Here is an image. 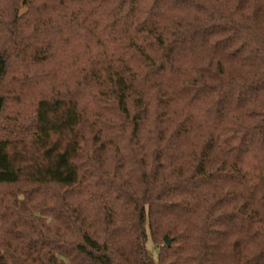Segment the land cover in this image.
I'll return each instance as SVG.
<instances>
[{
	"label": "trees",
	"instance_id": "trees-1",
	"mask_svg": "<svg viewBox=\"0 0 264 264\" xmlns=\"http://www.w3.org/2000/svg\"><path fill=\"white\" fill-rule=\"evenodd\" d=\"M261 3L0 0V264H264Z\"/></svg>",
	"mask_w": 264,
	"mask_h": 264
},
{
	"label": "rangeland",
	"instance_id": "rangeland-1",
	"mask_svg": "<svg viewBox=\"0 0 264 264\" xmlns=\"http://www.w3.org/2000/svg\"><path fill=\"white\" fill-rule=\"evenodd\" d=\"M263 10H264V4L261 3V4H259L258 11L261 13V12H264ZM146 248L151 253L153 259H156L157 253L154 250V246H153V244H152L150 239H148V241L146 243Z\"/></svg>",
	"mask_w": 264,
	"mask_h": 264
},
{
	"label": "water",
	"instance_id": "water-1",
	"mask_svg": "<svg viewBox=\"0 0 264 264\" xmlns=\"http://www.w3.org/2000/svg\"><path fill=\"white\" fill-rule=\"evenodd\" d=\"M164 241H165V244L168 246L169 245V241H168L167 237H164Z\"/></svg>",
	"mask_w": 264,
	"mask_h": 264
}]
</instances>
